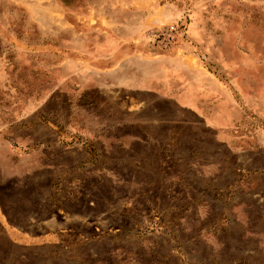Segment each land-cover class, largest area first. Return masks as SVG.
Listing matches in <instances>:
<instances>
[{
    "label": "rangeland",
    "instance_id": "obj_1",
    "mask_svg": "<svg viewBox=\"0 0 264 264\" xmlns=\"http://www.w3.org/2000/svg\"><path fill=\"white\" fill-rule=\"evenodd\" d=\"M0 264H264V0H0Z\"/></svg>",
    "mask_w": 264,
    "mask_h": 264
}]
</instances>
